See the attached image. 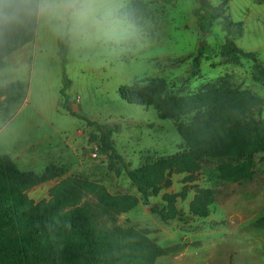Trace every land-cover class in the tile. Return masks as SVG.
Here are the masks:
<instances>
[{
	"label": "rangeland",
	"instance_id": "374dc122",
	"mask_svg": "<svg viewBox=\"0 0 264 264\" xmlns=\"http://www.w3.org/2000/svg\"><path fill=\"white\" fill-rule=\"evenodd\" d=\"M129 1L114 0L115 11ZM144 1L151 11L149 17L135 25L115 16L121 26L111 38L56 35L38 21L35 40L4 58L0 154H9L21 170L43 172L49 166L63 170L27 191L35 201L49 198L50 188L72 175L103 183L113 194L140 196L125 171L117 174L109 168L112 160L121 166L120 159H112L111 151H102L98 142L89 140L94 126L64 109L60 93L64 72L71 80L66 90L69 103L77 114L120 125L112 138L131 168L148 158L187 149L178 126L190 118H161L153 106L124 100L119 88L136 80L164 78L167 90L178 95L227 81L263 99L252 116L264 121V81L257 78L253 60L227 59L222 19L212 22L199 54L198 0ZM221 1L211 0L214 5ZM227 6V14L244 24L236 43L244 50L257 51L264 63V0H227ZM11 82H20L22 87L7 91ZM254 161L250 177L241 180L223 178L218 159L204 160L192 175L173 172L169 186L150 190V203L140 202L117 215L114 224L148 230L163 248L155 264H264V151ZM199 188L213 191L206 216L195 215L190 208ZM165 193L178 194L179 212L168 220L158 212L167 205Z\"/></svg>",
	"mask_w": 264,
	"mask_h": 264
},
{
	"label": "trees",
	"instance_id": "16d2710c",
	"mask_svg": "<svg viewBox=\"0 0 264 264\" xmlns=\"http://www.w3.org/2000/svg\"><path fill=\"white\" fill-rule=\"evenodd\" d=\"M198 1L199 54L212 22L222 19L227 59L244 56L253 60L257 78L264 81V63L257 51L244 50L236 43L244 24L227 14V0L218 5L211 0ZM150 14L144 0H130L115 11L116 17L135 25ZM37 29L38 20H32L8 32H0V68L6 56L35 40ZM199 54L195 65L199 63ZM70 83L64 72V85L60 90L65 99L64 109L94 126L89 140L98 142L102 151H111L112 159H120L121 166L117 167L112 160L109 168L117 174L125 171L140 196L113 194L103 183L72 175L52 186L49 198L35 201L27 191L58 177L63 173L62 168L49 166L43 172L21 170L9 154H0V264H155L163 248L146 229L114 224L117 215L140 202L150 203V190L169 186L173 172L194 174L206 159L220 161L218 169L226 180L246 179L255 166L254 156L264 151V121L252 116L263 102L260 96L227 81L208 83L195 93L178 95L167 90L164 78H145L122 85L121 97L132 104L155 107L161 118L190 116L178 126L188 148L148 158L140 166L131 168L112 138L120 131V125L77 114L66 92ZM21 87L20 82H11L6 89L11 92ZM177 195L164 194L167 205L158 210L163 220L178 214ZM212 201L213 191L199 188L190 203L191 211L206 216Z\"/></svg>",
	"mask_w": 264,
	"mask_h": 264
},
{
	"label": "clouds",
	"instance_id": "9594fccd",
	"mask_svg": "<svg viewBox=\"0 0 264 264\" xmlns=\"http://www.w3.org/2000/svg\"><path fill=\"white\" fill-rule=\"evenodd\" d=\"M42 21L56 35L111 38L121 26L114 0H0V32Z\"/></svg>",
	"mask_w": 264,
	"mask_h": 264
},
{
	"label": "crops",
	"instance_id": "0c3cea01",
	"mask_svg": "<svg viewBox=\"0 0 264 264\" xmlns=\"http://www.w3.org/2000/svg\"><path fill=\"white\" fill-rule=\"evenodd\" d=\"M28 99H29V97H28Z\"/></svg>",
	"mask_w": 264,
	"mask_h": 264
}]
</instances>
